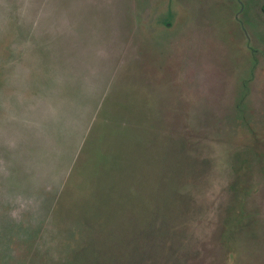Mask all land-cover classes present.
I'll use <instances>...</instances> for the list:
<instances>
[{"label":"rangeland","instance_id":"rangeland-1","mask_svg":"<svg viewBox=\"0 0 264 264\" xmlns=\"http://www.w3.org/2000/svg\"><path fill=\"white\" fill-rule=\"evenodd\" d=\"M263 4L0 0V264L67 262L85 234L72 207L99 211V245L122 255L70 264H264ZM105 170L139 222L178 213L173 184L195 172L193 238L179 219L165 243L118 232L92 200Z\"/></svg>","mask_w":264,"mask_h":264},{"label":"trees","instance_id":"trees-1","mask_svg":"<svg viewBox=\"0 0 264 264\" xmlns=\"http://www.w3.org/2000/svg\"><path fill=\"white\" fill-rule=\"evenodd\" d=\"M261 12L264 14V4L261 6ZM157 135L155 134L153 137H156ZM168 139H172V138H168ZM177 139V138H176ZM175 141V140H174ZM177 143V141H175ZM180 143H177V145H179ZM185 155L195 158L192 154L190 153H186ZM129 155H122L120 157V161L122 162H128V160H130ZM196 159V158H195ZM114 160V158H113ZM112 162V161H111ZM199 164V163H198ZM122 165V164H121ZM104 175H108L107 178V183L103 182V176ZM195 172L194 175H189L187 177H184L179 183H174V189L173 192L177 194L178 196V200H177V206H178V213H172V211H167L166 214H162L160 207H155L153 211H150V217L145 219L141 222H139V220L141 218H136L132 217L131 214H129V209L130 207L128 206V197H127V193H129L128 187H124L123 189L121 188V183L119 182V185L117 186V188L120 186V189L116 190L115 185L116 182H114V177L105 170V172L95 178H93L92 183L95 184L93 187V193L95 195H92L93 197V201L97 204L100 205V202L102 200H107V205H108V212L111 214L114 213H119L120 217L118 219V232H119V228H122V226H125V228H129L130 226L132 228H137V225H142L143 227L146 228H157L158 231H162V233H164L165 228L168 227L171 232L173 233V235H177L178 232L177 229L182 228L183 229V237L187 238V237H191L193 238V235L190 233H187V230H184L185 227H190V224H192V222L196 221L195 218V210L193 208L195 201H194V196L190 194H187L186 196H184L181 192L182 188V183L184 181H186L188 178L191 177H195ZM106 178V176H104V179ZM119 178V176H118ZM125 181V180H123ZM99 183V186H98ZM123 184V183H122ZM178 184V185H177ZM125 185V184H124ZM64 191V189L59 190L58 192V198L57 199H62L63 198V194L62 192ZM130 191H132V186H130ZM124 195V196H123ZM121 196L125 197L124 198V203L121 202ZM119 198V202L118 199ZM91 200V201H92ZM57 201V200H56ZM87 202L85 205L88 206L90 204V202ZM57 203V202H56ZM60 206V208H64L66 209L67 205L63 204V202L61 201L60 204L58 205V207ZM53 209V210H52ZM51 211L52 213L54 212V208H52ZM72 209L74 211H77L76 213H74V215L79 218L81 220V222H85L84 228H85V234L84 236L80 239V243L75 247V249L73 251H71V255L69 256V260L67 262H62L64 264H70L73 261H77L78 260V252L82 253V254H86L88 256L93 257L94 259L96 258H100L103 254L101 253L104 250H108L109 253L107 254L109 257L106 258H113L115 254H117L116 252H114L112 246H116L115 240H116V236L111 235V241L110 242V246L108 248H106L105 246H100L99 245V241H98V236H97V232H99L98 229V224H99V218H98V213L99 211H92L90 209H84L82 211H80L79 209H77L76 207H72ZM124 210V211H123ZM52 213H50V216L52 215ZM61 215H64L65 212H63L62 210H60ZM121 213H123V216L121 217ZM56 214V210L54 212V215ZM153 214V216H152ZM146 217V216H145ZM176 219H179V228L176 227L177 223H176ZM117 221H115V225H116ZM126 224H129V227H127ZM114 227V228H116ZM139 228H141V226H139ZM228 229V227H226ZM116 231V230H115ZM165 236L166 234L164 233V235H162V237L164 238V243H165ZM171 241L172 238L171 236L169 237ZM114 239V240H113ZM173 245V244H172ZM172 245L170 247V249L172 250ZM102 248V251H101ZM167 249V246H166ZM168 249V250H170ZM167 250V251H168ZM119 254H117L118 256H120L121 252H118ZM122 255V254H121ZM143 255V252L141 251L140 248H137L133 251V256H140ZM79 256V255H78ZM134 257V258H135ZM60 264V263H58Z\"/></svg>","mask_w":264,"mask_h":264}]
</instances>
